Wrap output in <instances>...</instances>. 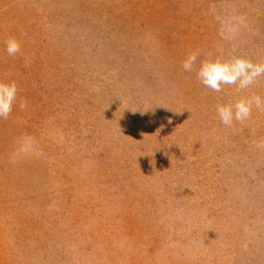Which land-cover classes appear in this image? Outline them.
<instances>
[{
	"label": "rangeland",
	"instance_id": "rangeland-1",
	"mask_svg": "<svg viewBox=\"0 0 264 264\" xmlns=\"http://www.w3.org/2000/svg\"><path fill=\"white\" fill-rule=\"evenodd\" d=\"M193 51L264 62V0H0V264H264V111H215L264 78Z\"/></svg>",
	"mask_w": 264,
	"mask_h": 264
},
{
	"label": "clouds",
	"instance_id": "clouds-1",
	"mask_svg": "<svg viewBox=\"0 0 264 264\" xmlns=\"http://www.w3.org/2000/svg\"><path fill=\"white\" fill-rule=\"evenodd\" d=\"M5 51L8 56L15 57L21 51L20 42L15 38L9 39L5 44ZM199 56L198 51L190 52L182 61L181 67L185 72H195L199 83L212 92L223 93L226 87L235 86L238 93H244L264 78V62L232 55L229 58L210 57L200 60L198 64ZM18 94L19 88L15 81H0V119L11 116L17 105ZM19 106L24 108L27 104L21 102ZM254 110L264 111V95H241L232 102L218 104L215 109L219 121L226 127H231L234 122L249 120Z\"/></svg>",
	"mask_w": 264,
	"mask_h": 264
}]
</instances>
